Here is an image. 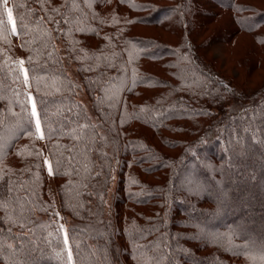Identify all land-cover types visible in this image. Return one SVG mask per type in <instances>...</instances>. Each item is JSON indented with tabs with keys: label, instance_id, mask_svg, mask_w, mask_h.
<instances>
[{
	"label": "trees",
	"instance_id": "obj_1",
	"mask_svg": "<svg viewBox=\"0 0 264 264\" xmlns=\"http://www.w3.org/2000/svg\"><path fill=\"white\" fill-rule=\"evenodd\" d=\"M8 2L0 264H264V0Z\"/></svg>",
	"mask_w": 264,
	"mask_h": 264
},
{
	"label": "snow or ice",
	"instance_id": "obj_2",
	"mask_svg": "<svg viewBox=\"0 0 264 264\" xmlns=\"http://www.w3.org/2000/svg\"><path fill=\"white\" fill-rule=\"evenodd\" d=\"M41 4L44 3V0H40ZM7 4H8V0H0V6H2V9H3V12L6 13L7 15V24L11 25V34H17V21H16V18H14V15H13V9L12 8H9L7 7ZM73 6L75 7V0H73ZM54 11H57L54 9ZM49 19H52L51 17ZM65 22L66 23H71V21L65 19ZM5 24V20L2 18V16H0V32L3 31V26ZM43 24V19H39L36 21V28L38 29L40 25ZM22 27H24L23 25H21ZM35 29L29 27L28 28V31L31 32ZM48 32L47 30L44 31V35H47ZM24 60H20L19 61V65L20 66H23L24 64ZM24 84H28V73H27V70H24V81H23ZM29 100H31V95L29 94V97H28ZM35 118V130H36V133H40L39 135V138L40 139H43L44 138V134L43 132H41V118H40V115L38 114L37 112V107H36V103L33 102L32 103V108H31V113H30V116H29V119L31 118ZM76 130L74 129L73 132H75ZM81 133L83 132V128L80 129ZM51 134V133H49ZM74 138H79V137H75ZM49 174H53L52 173V169L51 167H49ZM63 226H61L62 228ZM65 244H67V237H65ZM68 259L71 260L72 259V256H71V252H69V255H68Z\"/></svg>",
	"mask_w": 264,
	"mask_h": 264
},
{
	"label": "rangeland",
	"instance_id": "obj_3",
	"mask_svg": "<svg viewBox=\"0 0 264 264\" xmlns=\"http://www.w3.org/2000/svg\"><path fill=\"white\" fill-rule=\"evenodd\" d=\"M7 7H9L10 8V6H9V2H8V4H7ZM33 103V102H32ZM52 185V187H53V200L55 201V204H56V208H57V216L55 217V219L58 221V223L61 225V226H63L62 227V230H63V232H64V234H67V231H68V223H66L65 222V220H64V217H63V215L61 214V212H60V210H59V205H58V200H57V197H56V194H55V191H54V185H53V183L51 184Z\"/></svg>",
	"mask_w": 264,
	"mask_h": 264
}]
</instances>
